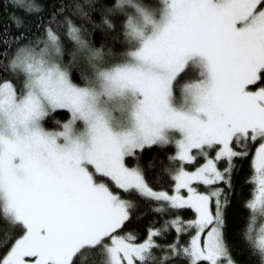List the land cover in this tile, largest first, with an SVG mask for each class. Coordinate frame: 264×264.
<instances>
[{
  "label": "snow or ice",
  "instance_id": "6c2138e0",
  "mask_svg": "<svg viewBox=\"0 0 264 264\" xmlns=\"http://www.w3.org/2000/svg\"><path fill=\"white\" fill-rule=\"evenodd\" d=\"M0 264H264V0H0Z\"/></svg>",
  "mask_w": 264,
  "mask_h": 264
},
{
  "label": "trees",
  "instance_id": "16d2710c",
  "mask_svg": "<svg viewBox=\"0 0 264 264\" xmlns=\"http://www.w3.org/2000/svg\"><path fill=\"white\" fill-rule=\"evenodd\" d=\"M248 171H249L248 165L245 164L244 165V173H242V175H241V182L238 183V185H237V191H238V193H241L242 192L244 195H247L248 190L243 185V177L248 174ZM233 215H239L241 218H243L244 212L243 211H238L237 209H233V212L230 214V219H231V217Z\"/></svg>",
  "mask_w": 264,
  "mask_h": 264
}]
</instances>
